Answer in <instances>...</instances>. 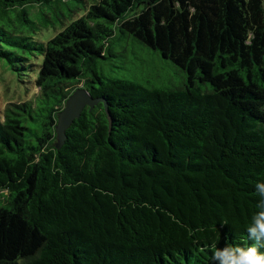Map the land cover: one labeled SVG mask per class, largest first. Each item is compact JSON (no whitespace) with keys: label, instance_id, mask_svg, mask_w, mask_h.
I'll return each instance as SVG.
<instances>
[{"label":"trees","instance_id":"obj_1","mask_svg":"<svg viewBox=\"0 0 264 264\" xmlns=\"http://www.w3.org/2000/svg\"><path fill=\"white\" fill-rule=\"evenodd\" d=\"M127 38L180 83L109 66ZM0 85V264H212L251 245L264 0H0ZM78 88L98 101L59 140Z\"/></svg>","mask_w":264,"mask_h":264},{"label":"rangeland","instance_id":"obj_2","mask_svg":"<svg viewBox=\"0 0 264 264\" xmlns=\"http://www.w3.org/2000/svg\"><path fill=\"white\" fill-rule=\"evenodd\" d=\"M49 17H51L50 14L42 15V18L44 19L43 25L45 27L52 24V21ZM65 20H68V17L65 18ZM59 29H61V25H58V30ZM125 44L128 57L125 59V62H122L119 59L112 60L109 66H111L113 69L118 70L125 67L124 71L128 72L129 70L132 75L138 76L139 80L143 83H146L145 81L147 80H151L152 82L155 80H159L162 82L180 83L181 77L184 75L183 72L177 70L174 66H171V64L166 62L165 60H159V57L155 56L154 52L151 49H148L142 46L139 42L134 41L133 39L131 40L129 38H127ZM140 59H145L146 61L143 62ZM7 75L8 76H6L7 79H5V82L7 83L9 91L12 90V87H15L18 90L17 94L23 96V85L17 83V81L13 79L9 74ZM2 90L3 87H1L0 85V91ZM12 97L14 98L15 96ZM5 98L7 99L11 97L7 96ZM2 203L3 202L0 199V205Z\"/></svg>","mask_w":264,"mask_h":264},{"label":"clouds","instance_id":"obj_3","mask_svg":"<svg viewBox=\"0 0 264 264\" xmlns=\"http://www.w3.org/2000/svg\"><path fill=\"white\" fill-rule=\"evenodd\" d=\"M255 191L260 199L256 204L258 211L247 228L251 245L226 243L223 248L216 246L212 264H264V182H258Z\"/></svg>","mask_w":264,"mask_h":264},{"label":"water","instance_id":"obj_4","mask_svg":"<svg viewBox=\"0 0 264 264\" xmlns=\"http://www.w3.org/2000/svg\"><path fill=\"white\" fill-rule=\"evenodd\" d=\"M95 100L84 88L76 89L67 99L64 109L60 112L56 125V133L63 138L65 129L79 116L85 105L93 106Z\"/></svg>","mask_w":264,"mask_h":264},{"label":"bare ground","instance_id":"obj_5","mask_svg":"<svg viewBox=\"0 0 264 264\" xmlns=\"http://www.w3.org/2000/svg\"><path fill=\"white\" fill-rule=\"evenodd\" d=\"M83 109V108H82ZM80 114V113H79ZM59 136V135H58ZM59 138H60V136H59Z\"/></svg>","mask_w":264,"mask_h":264}]
</instances>
